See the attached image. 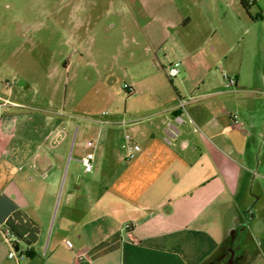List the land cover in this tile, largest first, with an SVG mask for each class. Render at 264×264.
Wrapping results in <instances>:
<instances>
[{"label":"crops","instance_id":"1","mask_svg":"<svg viewBox=\"0 0 264 264\" xmlns=\"http://www.w3.org/2000/svg\"><path fill=\"white\" fill-rule=\"evenodd\" d=\"M109 3L108 27L121 24L127 32L134 17L145 74L148 67L166 73L181 61L176 97L159 92L150 107L100 119L92 173L82 155L74 167L70 155L47 150L18 155L23 143L42 149L53 139L52 120H36L33 107L0 90V194L41 228L36 242L21 240L18 257H8L10 245L0 242V264H264V90L244 81L242 67L220 77L235 27L227 17H252L249 0ZM137 45L133 37L135 57ZM130 83L136 96L138 79ZM180 98L187 102L184 122L169 144L166 123L181 112ZM127 135L142 147L133 158L122 146Z\"/></svg>","mask_w":264,"mask_h":264},{"label":"rangeland","instance_id":"2","mask_svg":"<svg viewBox=\"0 0 264 264\" xmlns=\"http://www.w3.org/2000/svg\"><path fill=\"white\" fill-rule=\"evenodd\" d=\"M109 6V0H0V90L33 107L29 111L36 120L49 116L54 129L53 139L42 149L30 141L18 155L47 150L50 155H70L74 167L78 155L92 150L85 142L97 140L100 119L150 107L159 92L176 97L175 77L169 78L162 68L163 74L151 67L145 74L147 64L138 62L143 38L134 17L125 22L127 32L121 24L108 27ZM249 9L252 17L247 13L244 20L227 17L235 27L224 46L227 65L221 67L220 77L225 81L224 71L233 75L230 68L242 67L243 80L259 83L264 90V0H249ZM133 37L140 42L136 57L130 54ZM132 78L140 85L136 96L124 86ZM21 81L29 87H22ZM262 117L264 122V109ZM108 179L99 176L102 185ZM0 242H5L1 232Z\"/></svg>","mask_w":264,"mask_h":264},{"label":"built area","instance_id":"3","mask_svg":"<svg viewBox=\"0 0 264 264\" xmlns=\"http://www.w3.org/2000/svg\"><path fill=\"white\" fill-rule=\"evenodd\" d=\"M181 71V61L177 60L174 61L172 64H170L166 70V73L169 78H173L177 76ZM225 78L227 79V85L232 87L236 85V79L235 77L229 76L228 74H224ZM125 88L129 91V93H132L134 91L133 87L129 84L124 85ZM186 106L187 102L183 99H179L178 101V110L181 112L176 113L171 120H169L166 123V133L164 140L165 142L169 144H174L179 135H180V124L184 122L183 113L186 112ZM108 113L105 112L103 115H107ZM103 122L109 123L111 122L108 119H103ZM98 145V139L97 140H87L85 142V147L88 149H92L87 151L85 154L79 157L80 162L83 165V168L87 172H92L95 168V156H96V147ZM125 150L127 151V157L133 158L136 156V154L141 151L142 147L139 143L135 142L131 135H127L125 142L122 145ZM0 232L3 234L5 240L10 245V256H16L18 257L20 254L19 244L21 242V238L16 235V233L6 224L0 223ZM67 244L71 247L72 244L70 242H67Z\"/></svg>","mask_w":264,"mask_h":264},{"label":"water","instance_id":"4","mask_svg":"<svg viewBox=\"0 0 264 264\" xmlns=\"http://www.w3.org/2000/svg\"><path fill=\"white\" fill-rule=\"evenodd\" d=\"M0 223L9 226L16 235L29 244L37 241L41 230L35 220L4 193L0 194Z\"/></svg>","mask_w":264,"mask_h":264},{"label":"trees","instance_id":"5","mask_svg":"<svg viewBox=\"0 0 264 264\" xmlns=\"http://www.w3.org/2000/svg\"><path fill=\"white\" fill-rule=\"evenodd\" d=\"M244 2V4H245V7H248V4L245 2V1H243Z\"/></svg>","mask_w":264,"mask_h":264}]
</instances>
